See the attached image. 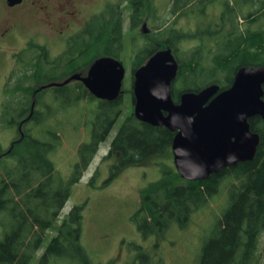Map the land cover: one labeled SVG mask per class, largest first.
I'll return each mask as SVG.
<instances>
[{
  "label": "trees",
  "instance_id": "16d2710c",
  "mask_svg": "<svg viewBox=\"0 0 264 264\" xmlns=\"http://www.w3.org/2000/svg\"><path fill=\"white\" fill-rule=\"evenodd\" d=\"M154 1L128 0V30L135 32L148 15L153 28L141 35L140 46L135 43L136 37H131L135 46L131 84L134 72L166 47L178 63L171 85L175 103L182 93L198 92L208 85L217 84L220 90L228 88L242 66L264 65V0H168L161 19L157 18ZM214 7L217 14L210 18L207 9ZM190 14L207 18L201 28L189 30L180 25ZM123 43V11L119 3H107L69 38L55 58L49 48L34 45L23 52L25 61L12 83L6 85L0 109L1 131H14L17 136L12 147L0 146V264H28L49 230L55 233L36 264H51L58 258H67L74 264H93L81 243L84 204L74 205L59 224L56 222L70 196V185L81 178L123 113L122 95L113 101L100 100L76 80L61 88L41 87L87 70L100 56L118 59ZM181 45L185 48L181 49ZM84 52L90 57L81 62ZM48 89L74 98L65 107L87 102L81 108V122L90 123L89 139L79 145L66 185L58 184L52 160L61 136L50 120L61 110H50ZM131 100L130 110L125 112L103 156L105 160L117 155L110 166L116 172H111L102 186L122 169L161 157L171 145L173 132L136 119L132 92ZM249 123L260 138L250 161L222 168L202 180H185L176 169L168 170L140 190L139 207L130 220L142 237L162 236L171 226L185 228L192 214L226 186L221 213L202 243L196 264H264V122L256 116ZM99 175L97 166L88 181L91 187H95ZM134 256V264H149L150 260L164 264L142 253Z\"/></svg>",
  "mask_w": 264,
  "mask_h": 264
},
{
  "label": "rangeland",
  "instance_id": "374dc122",
  "mask_svg": "<svg viewBox=\"0 0 264 264\" xmlns=\"http://www.w3.org/2000/svg\"><path fill=\"white\" fill-rule=\"evenodd\" d=\"M2 1L0 0V15L5 10ZM83 2L84 18L87 12H98L107 3H119V7L123 11L124 43L118 58L125 68L122 84L123 113L115 122L106 140L99 145L81 178L70 185V196L61 209L56 223L59 224L74 205L84 204L81 220V243L93 264H134L136 259L134 258L132 262V258L135 257L136 253H142L153 260H161L164 264H196L202 243L209 236L216 217L221 213L219 210L225 202L226 186H223L220 193L210 199L204 208L192 214L191 220L185 228L171 226L162 236L150 235L144 238L130 220V217L139 207L140 190L150 182L159 179L163 172L174 169L172 158L168 156L167 152L161 157L148 158L140 165H132L122 169L112 176L106 186L101 185L104 180L110 178L111 172H116V168L110 169V166L115 163L117 155L105 160H103V156L106 154L110 141L116 134L125 112L130 110L132 104L131 59L135 46L132 44L131 37H136L135 43L138 42V46H140L143 41L141 35L150 33L153 28L152 18L148 15L144 26H140L133 33L128 30V10L130 8L128 0H83ZM167 2L168 0L154 1L158 19L164 16ZM207 14L210 18H214L217 14L216 7L207 9ZM211 15L213 16L211 17ZM206 19L190 14L184 18L180 25L183 28L195 30L201 28ZM28 21V19H25L20 25L21 36L32 30ZM75 29L76 27H73L68 36L74 33ZM40 30L44 35L42 40L48 43L50 54L55 58L63 50L65 41H60L48 29L42 28ZM42 40L38 39L37 41L43 42ZM12 46H15L14 43ZM181 46V49L185 48L183 45ZM12 50L16 51V48H7L0 54V109L4 102L6 85L12 83L13 77L19 72L17 65L13 63L12 59L14 57L11 58V61L8 57V53ZM89 57L90 55L88 53L85 55L84 52L80 56V61H85ZM79 73L85 76L87 70ZM46 92V101H48L50 110H61L50 120L52 127L59 128L61 136V143L52 153V160L56 165V177L59 178L58 184L66 185L77 160L78 147L82 142L89 139L90 123L86 124L84 120L81 122L84 118L81 108L83 109L87 102L84 101L80 104L78 102L79 105L65 107V105L74 101L73 97L71 98L65 92L59 93L53 89H48ZM63 106L64 109H61ZM16 137L14 131L5 132L1 131L0 128L1 147H12L11 143ZM97 166H99L100 175L97 177L95 187H91L88 181ZM54 233L55 231L49 230L45 234L42 246L36 251L28 264H36ZM51 264L74 263L67 258H58L52 261ZM149 264L157 263L150 260Z\"/></svg>",
  "mask_w": 264,
  "mask_h": 264
},
{
  "label": "water",
  "instance_id": "95a60500",
  "mask_svg": "<svg viewBox=\"0 0 264 264\" xmlns=\"http://www.w3.org/2000/svg\"><path fill=\"white\" fill-rule=\"evenodd\" d=\"M177 71V60L166 47L134 72L132 82L136 119L175 133L171 150L177 173L185 180H202L253 159L260 138L250 129L249 119L259 116L264 122V65L242 66L228 88L208 85L198 92L182 93L174 103L171 84ZM124 76L119 59L100 56L90 64L86 76L74 73L64 82L43 87L78 80L95 98L113 101L123 94Z\"/></svg>",
  "mask_w": 264,
  "mask_h": 264
},
{
  "label": "flooded vegetation",
  "instance_id": "af4514ba",
  "mask_svg": "<svg viewBox=\"0 0 264 264\" xmlns=\"http://www.w3.org/2000/svg\"><path fill=\"white\" fill-rule=\"evenodd\" d=\"M9 1L10 0L2 1L5 10L4 13L0 15V54L7 48H16V51L12 50L8 53V57L10 61L11 58L14 57L12 60L17 67L21 65L23 60L25 61V59H23V52L27 49L30 50L31 45H34L36 48H49L48 43L42 40L44 35H42L40 29L44 28L52 31L60 41L64 40L66 45L69 38L82 29L90 17L97 13L96 11H89L84 18L83 0H16L13 4H10ZM25 19L29 20V27H32V30H29L28 33L21 36L20 25ZM73 27H76V31L68 36ZM38 39L43 42L37 41ZM13 43L15 46H12ZM65 80L66 79L62 81L64 82ZM73 81L74 80H71L61 86L54 87L61 88ZM174 134L173 132V136ZM166 152L173 161L171 145L166 149L165 153ZM165 153L163 155H165ZM134 258L135 257L132 258V262ZM136 262L137 259L134 263Z\"/></svg>",
  "mask_w": 264,
  "mask_h": 264
},
{
  "label": "bare ground",
  "instance_id": "6f19581e",
  "mask_svg": "<svg viewBox=\"0 0 264 264\" xmlns=\"http://www.w3.org/2000/svg\"><path fill=\"white\" fill-rule=\"evenodd\" d=\"M86 76V75H85Z\"/></svg>",
  "mask_w": 264,
  "mask_h": 264
}]
</instances>
